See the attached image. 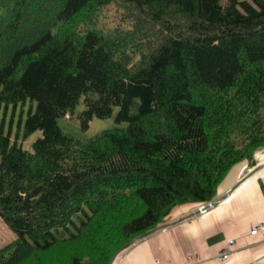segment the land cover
Segmentation results:
<instances>
[{"label":"trees","instance_id":"trees-1","mask_svg":"<svg viewBox=\"0 0 264 264\" xmlns=\"http://www.w3.org/2000/svg\"><path fill=\"white\" fill-rule=\"evenodd\" d=\"M110 3L129 27L99 25ZM27 100L32 149L0 129V217L16 234L0 264H110L254 165L264 0H0V106ZM81 100L80 129L114 109L117 125L64 132Z\"/></svg>","mask_w":264,"mask_h":264},{"label":"crops","instance_id":"crops-1","mask_svg":"<svg viewBox=\"0 0 264 264\" xmlns=\"http://www.w3.org/2000/svg\"><path fill=\"white\" fill-rule=\"evenodd\" d=\"M235 164L218 185L215 207L195 215L197 203L176 206L154 230L119 251L110 264H264V232L250 234L264 219V167ZM229 239L234 248L219 256Z\"/></svg>","mask_w":264,"mask_h":264},{"label":"rangeland","instance_id":"rangeland-1","mask_svg":"<svg viewBox=\"0 0 264 264\" xmlns=\"http://www.w3.org/2000/svg\"><path fill=\"white\" fill-rule=\"evenodd\" d=\"M123 9L117 5L112 3L102 7L95 19L102 25L104 29H110L112 27H121L126 28L129 27L130 21L124 19ZM30 107V101L27 100L25 104L22 106L18 104L15 109L10 104L7 109L4 104L0 106V129L3 130L5 134L10 135L11 142H16L23 149L31 150L32 142L42 135L40 130L35 131L29 136H24L23 134V122L27 115L28 109ZM35 107V103H33V109ZM84 108L82 100L76 105L74 111L70 114V116L62 117L58 119V124L60 128L64 132L72 133L79 137H90L101 131L102 129L113 127L116 124L114 121V115L116 109H114L113 114L107 118H97L93 117V119L89 122V125L86 129H80L78 114ZM254 165L259 163H264V146H261L252 154ZM16 238L15 232H13L0 217V247L3 245L13 241ZM28 264V263H26Z\"/></svg>","mask_w":264,"mask_h":264},{"label":"built area","instance_id":"built-area-1","mask_svg":"<svg viewBox=\"0 0 264 264\" xmlns=\"http://www.w3.org/2000/svg\"><path fill=\"white\" fill-rule=\"evenodd\" d=\"M215 207V202L213 200L204 201L201 203H198L193 210L195 215H202L209 211H211ZM257 231L264 232V219H261L257 222H254L252 226L249 229L250 234H255ZM234 248V240L229 239L227 243V247L224 249L223 252H221L219 258L223 262L228 259L230 251Z\"/></svg>","mask_w":264,"mask_h":264},{"label":"water","instance_id":"water-1","mask_svg":"<svg viewBox=\"0 0 264 264\" xmlns=\"http://www.w3.org/2000/svg\"><path fill=\"white\" fill-rule=\"evenodd\" d=\"M264 167V163H262V164H257V165H255L252 169H251V171H249L246 175H250V174H252V173H255V172H257L258 170H260L261 168H263ZM137 238H139L138 236L136 237V238H134L132 241H134V240H136ZM121 251V250H120Z\"/></svg>","mask_w":264,"mask_h":264}]
</instances>
